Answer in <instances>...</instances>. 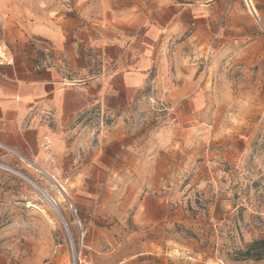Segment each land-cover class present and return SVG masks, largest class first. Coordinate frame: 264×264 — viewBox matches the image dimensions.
I'll return each mask as SVG.
<instances>
[{"label":"rangeland","instance_id":"1","mask_svg":"<svg viewBox=\"0 0 264 264\" xmlns=\"http://www.w3.org/2000/svg\"><path fill=\"white\" fill-rule=\"evenodd\" d=\"M191 1L0 0V45L10 40L0 62L50 66L59 60L56 54L74 51L76 43L83 53L90 40L100 43L104 29L110 30L128 7ZM240 1L245 14L234 23L241 31L231 30V17L223 15L222 36L208 32L192 39L186 31L184 47L172 42L165 49L167 74H186L179 58L196 64L189 73L192 86L202 85L199 77L208 71L205 110L188 107L197 96L179 101L152 88L133 99L111 96L112 105H126L120 117L136 159L119 158L140 170L100 178L113 191L107 200L95 188L93 205L75 184L73 191L66 181L39 172L29 178L0 170V264H264L239 256L264 239V127L238 128L230 103L231 73L264 57L260 27L251 18L247 31L251 16ZM26 7L29 16L19 13ZM250 39L261 42L250 46ZM65 62L62 58L58 66L69 73ZM189 121L194 127L184 132ZM112 149L117 154V147ZM121 160L112 167H121ZM154 169L158 174H151ZM144 188L156 192L148 200L151 214L141 216L136 212ZM129 190L132 198L124 203Z\"/></svg>","mask_w":264,"mask_h":264},{"label":"crops","instance_id":"2","mask_svg":"<svg viewBox=\"0 0 264 264\" xmlns=\"http://www.w3.org/2000/svg\"><path fill=\"white\" fill-rule=\"evenodd\" d=\"M230 1L237 3L229 4ZM240 3V0H195L186 4H157L150 9L132 6L109 26L110 30L104 29L100 43L87 42L86 53L76 43L74 51L56 54L59 60L50 66L0 62V170L18 171L29 178L39 172L56 182L66 181L73 191L75 184L76 190L85 192L93 205L97 204L95 188L107 200V194L113 191L109 185L101 184L100 178L134 175L140 170L119 158L127 154L133 157L130 161L136 159L131 150L132 140L120 117L126 105H112L111 96L119 94L125 100L133 99L152 88L160 95L165 90L163 93L179 101L197 96L188 100V107L198 104L199 111L205 110L208 71L204 69L199 77V81H204L202 85L192 86L189 73L196 64L184 63L179 58L178 64H185L186 74L182 73L181 77L167 74L165 49L172 42L178 43V48L184 47L188 42L182 40L186 31L192 39L208 32L222 36L226 29L223 15L231 17V30L241 31L234 23L245 14ZM251 4L254 13L248 11L251 17L247 16V31L253 19L260 27V40L264 43V0H251ZM19 13L29 16L30 8H22ZM260 40L250 39L253 44L250 46ZM4 42L10 44V40ZM112 49L116 51L114 55ZM62 58L69 73L58 66ZM261 59L247 61L245 68L237 67L234 71L238 73H231V111L237 113L238 128L264 127V61ZM176 80H180L179 85ZM193 124L189 121L184 132H189ZM112 146L117 147L120 156L112 153ZM118 159L121 167H112V161ZM138 162L142 164L141 160ZM141 170V174H147ZM151 172L158 174L155 169ZM155 192L153 188L142 190L144 196H140L138 215L151 214L148 200L153 199ZM132 195V190L124 194V203Z\"/></svg>","mask_w":264,"mask_h":264},{"label":"trees","instance_id":"3","mask_svg":"<svg viewBox=\"0 0 264 264\" xmlns=\"http://www.w3.org/2000/svg\"><path fill=\"white\" fill-rule=\"evenodd\" d=\"M239 256L253 261L264 260V239L249 244Z\"/></svg>","mask_w":264,"mask_h":264},{"label":"built area","instance_id":"4","mask_svg":"<svg viewBox=\"0 0 264 264\" xmlns=\"http://www.w3.org/2000/svg\"><path fill=\"white\" fill-rule=\"evenodd\" d=\"M242 2H243V4L245 5V7L247 8V10L250 11L248 5H250V6L252 7L251 0H242ZM252 9H253V8H252ZM4 49H6V47L0 45V53H2V55H4V54H3ZM2 60H3V59H2V57L0 56V61H2ZM5 62H6V61H5ZM6 64L11 65V64H12V60L6 62ZM68 210H69V212L71 213V216H73L75 222L78 223V222H77V219H76V216H75V210L72 209V207H69ZM59 217H60L62 223L65 225L64 219H63V217L60 215V213H59Z\"/></svg>","mask_w":264,"mask_h":264},{"label":"bare ground","instance_id":"5","mask_svg":"<svg viewBox=\"0 0 264 264\" xmlns=\"http://www.w3.org/2000/svg\"><path fill=\"white\" fill-rule=\"evenodd\" d=\"M249 6V10H250V12L253 14L254 13V10L252 9V7L250 6V5H248ZM0 56H3L2 55V53H0ZM40 171V170H39ZM50 176V175H49ZM51 181L53 180V179H51L50 177H48ZM54 182V181H53ZM55 184H56V182H55ZM64 191V190H63ZM61 193V192H60ZM59 193V194H60ZM42 194H43V196L47 199V200H50V201H52L47 195H45L43 192H42ZM62 196V195H61Z\"/></svg>","mask_w":264,"mask_h":264}]
</instances>
